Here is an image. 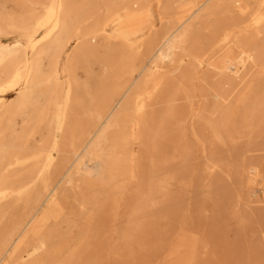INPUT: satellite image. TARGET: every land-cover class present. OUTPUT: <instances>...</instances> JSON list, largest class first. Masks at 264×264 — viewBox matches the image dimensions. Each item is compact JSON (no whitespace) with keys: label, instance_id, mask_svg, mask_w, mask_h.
<instances>
[{"label":"bare ground","instance_id":"obj_1","mask_svg":"<svg viewBox=\"0 0 264 264\" xmlns=\"http://www.w3.org/2000/svg\"><path fill=\"white\" fill-rule=\"evenodd\" d=\"M196 151L208 196L217 171L249 187L229 194L246 225L264 200V0H0V264L89 254L104 190L113 232L148 249ZM86 179L100 190L71 221L63 188ZM61 222L76 236L54 245ZM212 244L185 226L166 264L216 261Z\"/></svg>","mask_w":264,"mask_h":264},{"label":"rangeland","instance_id":"obj_2","mask_svg":"<svg viewBox=\"0 0 264 264\" xmlns=\"http://www.w3.org/2000/svg\"><path fill=\"white\" fill-rule=\"evenodd\" d=\"M162 151L166 152L165 146ZM220 152L221 155L226 153ZM250 155L256 156L259 153L252 152ZM205 163L204 155L196 151L188 164L180 169L169 190L172 195L167 211L169 215L155 223L156 229L163 237L157 241L150 233L146 250H139L134 244L129 247L113 232L114 228L124 227L125 218L112 219V192L104 190V206L95 223L94 233L89 239L94 249L80 258L69 259L68 263L166 264L167 250L176 241L180 229L186 226L192 231H201L212 239L211 250L217 254V260L208 261V264H264V237L258 233V228L264 227L261 216L264 212V200L261 196L254 198L247 207L249 222L244 226L239 225L229 214V194L233 189L245 193L249 187L244 181H239L240 174H232L229 177L224 172L217 171L211 187L214 194L208 196L203 171ZM241 177L244 178L242 171ZM183 182H189L190 185L184 186ZM98 190L99 187L93 185L89 179L76 180L73 187L63 188L66 212L71 221L77 220L85 213L81 198H84L86 205H90ZM58 234L59 236H54L51 240L54 245L64 236H76L72 224L66 222L59 224ZM61 255L67 258L65 254ZM117 255H121V258L116 259Z\"/></svg>","mask_w":264,"mask_h":264}]
</instances>
